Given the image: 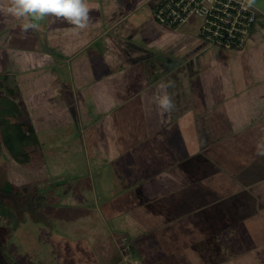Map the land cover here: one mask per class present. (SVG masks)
<instances>
[{
  "label": "crops",
  "instance_id": "obj_1",
  "mask_svg": "<svg viewBox=\"0 0 264 264\" xmlns=\"http://www.w3.org/2000/svg\"><path fill=\"white\" fill-rule=\"evenodd\" d=\"M87 2L84 30L47 17L22 38L0 14V98L12 112L0 155L23 178L52 171L46 203L109 220L133 264H264V15L243 49L224 51L189 34L193 21L187 33L158 24L153 0ZM167 81L175 109L161 115ZM7 122L32 128L16 158ZM14 187L0 194L31 190ZM45 244L31 264H101L87 236L53 232Z\"/></svg>",
  "mask_w": 264,
  "mask_h": 264
},
{
  "label": "rangeland",
  "instance_id": "obj_2",
  "mask_svg": "<svg viewBox=\"0 0 264 264\" xmlns=\"http://www.w3.org/2000/svg\"><path fill=\"white\" fill-rule=\"evenodd\" d=\"M256 4L263 6L264 0H257ZM192 29L189 34L201 40L198 31ZM179 31L187 33L185 28ZM202 41L205 42L203 39ZM9 85L8 82L7 87ZM1 123L0 120V125ZM0 164H5L9 171L0 165V193L14 192L15 188L18 189L14 184L18 185L19 191L31 186L26 194H18L17 201L12 200L11 196L4 197L0 194V264H31V256L35 254L45 258V249L49 250L45 243L53 232H65L71 237H89L101 264H133L130 260L133 259V254L126 238L111 239L106 231L105 226L109 220L98 214L95 216L90 210L87 218L77 216V209L73 211L72 206L67 203H46L44 194L47 196L58 185L53 181L55 174L52 171L45 169L34 172L23 167V178L18 170L22 167L19 164L12 160L8 163L2 155ZM18 178L21 179L20 183H16ZM56 260L58 259L54 257L50 262L46 260L45 264H59ZM32 262L38 264L34 258Z\"/></svg>",
  "mask_w": 264,
  "mask_h": 264
},
{
  "label": "built area",
  "instance_id": "obj_3",
  "mask_svg": "<svg viewBox=\"0 0 264 264\" xmlns=\"http://www.w3.org/2000/svg\"><path fill=\"white\" fill-rule=\"evenodd\" d=\"M242 3L244 0H153L152 15L158 24L171 29L193 21L207 46L239 51L264 15L257 6L245 11Z\"/></svg>",
  "mask_w": 264,
  "mask_h": 264
},
{
  "label": "clouds",
  "instance_id": "obj_4",
  "mask_svg": "<svg viewBox=\"0 0 264 264\" xmlns=\"http://www.w3.org/2000/svg\"><path fill=\"white\" fill-rule=\"evenodd\" d=\"M241 6L247 11L256 6V0H244ZM90 11L87 0H0V14L21 22L22 38H26L29 31H39L38 22L47 17H51L53 23L61 20L75 29H87L91 22ZM170 87H174V82L158 84L160 94L155 97V103L161 115L175 109L173 96L168 92ZM257 155L264 156V142L257 143Z\"/></svg>",
  "mask_w": 264,
  "mask_h": 264
},
{
  "label": "trees",
  "instance_id": "obj_5",
  "mask_svg": "<svg viewBox=\"0 0 264 264\" xmlns=\"http://www.w3.org/2000/svg\"><path fill=\"white\" fill-rule=\"evenodd\" d=\"M0 101V118H7L10 116V113H12L9 111L8 98L2 96ZM3 126L5 127L6 131L2 135V142L7 148H10L12 158L21 156L23 154L24 146L27 145L30 140L35 143L34 139H30L31 135L26 134L27 130L32 129L30 124L26 126L24 123L11 125L7 122L3 124Z\"/></svg>",
  "mask_w": 264,
  "mask_h": 264
}]
</instances>
